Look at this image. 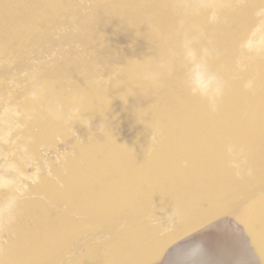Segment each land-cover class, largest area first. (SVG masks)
Masks as SVG:
<instances>
[{
	"label": "water",
	"instance_id": "obj_1",
	"mask_svg": "<svg viewBox=\"0 0 264 264\" xmlns=\"http://www.w3.org/2000/svg\"><path fill=\"white\" fill-rule=\"evenodd\" d=\"M231 246L264 264V0H0V264Z\"/></svg>",
	"mask_w": 264,
	"mask_h": 264
},
{
	"label": "clouds",
	"instance_id": "obj_2",
	"mask_svg": "<svg viewBox=\"0 0 264 264\" xmlns=\"http://www.w3.org/2000/svg\"><path fill=\"white\" fill-rule=\"evenodd\" d=\"M187 60L192 65L190 82L194 86L193 92L207 96L209 100H212L213 96L218 94L219 91L216 78L206 73L203 63L197 62L195 55L191 51L187 53Z\"/></svg>",
	"mask_w": 264,
	"mask_h": 264
},
{
	"label": "bare ground",
	"instance_id": "obj_3",
	"mask_svg": "<svg viewBox=\"0 0 264 264\" xmlns=\"http://www.w3.org/2000/svg\"><path fill=\"white\" fill-rule=\"evenodd\" d=\"M219 236H218V235ZM208 235L209 236H211V237H213L212 239L214 240V241H216L217 243H219L220 245L222 244V245H224L225 247H228L229 245H231V243H230V239L228 238V237H226L225 235H223V234H221V233H216V232H214V231H210L209 233H208ZM210 237V238H211ZM231 248L232 249H234L232 246H231ZM240 253L239 251H238V249H237V247L233 250V254L231 255V253H230V248H229V253H230V255L228 256V259L227 260H229V262H230V264H232L233 262H234V260H236L237 262H235L234 264H244L243 262H241L242 260V257L240 258V256H239V254L237 253ZM251 261V260H250ZM263 261H264V258H263ZM248 263V262H247Z\"/></svg>",
	"mask_w": 264,
	"mask_h": 264
}]
</instances>
